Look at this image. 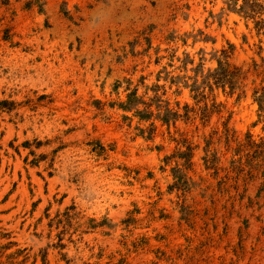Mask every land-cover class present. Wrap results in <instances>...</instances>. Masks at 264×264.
Masks as SVG:
<instances>
[{
  "label": "rangeland",
  "instance_id": "1",
  "mask_svg": "<svg viewBox=\"0 0 264 264\" xmlns=\"http://www.w3.org/2000/svg\"><path fill=\"white\" fill-rule=\"evenodd\" d=\"M0 264H264V0H0Z\"/></svg>",
  "mask_w": 264,
  "mask_h": 264
}]
</instances>
